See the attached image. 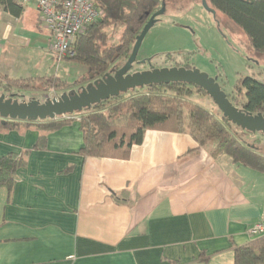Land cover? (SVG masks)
Wrapping results in <instances>:
<instances>
[{
    "label": "crops",
    "instance_id": "obj_1",
    "mask_svg": "<svg viewBox=\"0 0 264 264\" xmlns=\"http://www.w3.org/2000/svg\"><path fill=\"white\" fill-rule=\"evenodd\" d=\"M22 6L0 4V73L51 76V32L33 1ZM83 145L78 119L0 127V156L28 152L13 190L0 186V264H235V245L264 225V173L187 132L148 129L127 159Z\"/></svg>",
    "mask_w": 264,
    "mask_h": 264
},
{
    "label": "trees",
    "instance_id": "obj_2",
    "mask_svg": "<svg viewBox=\"0 0 264 264\" xmlns=\"http://www.w3.org/2000/svg\"><path fill=\"white\" fill-rule=\"evenodd\" d=\"M93 1L102 10V18L76 36L73 42L74 53L63 58L78 62L87 68L88 74L75 81L79 87L103 76L116 63L126 62L137 36L151 15L162 8V0ZM207 2L244 31L254 51L264 53V0ZM0 4L15 16H19L23 11L22 4L17 0H0ZM109 28L114 29L113 33L120 32L117 41H111V34L107 31ZM37 82L46 89L66 85L57 75L12 79L0 73V86L8 90L14 86L17 90L28 91L37 87ZM141 89L130 95L112 96L90 109L75 113L79 116L84 135V145L79 151L81 154L127 159L132 147L144 141L148 129L187 132L199 146L208 148L212 156L226 154L234 163L264 173V153L238 135L237 129H243L226 119L218 108L209 109L190 99L194 91L207 94L201 87L175 82L155 84ZM235 93V97L228 95L234 105L250 114H264L263 81L255 76L242 77ZM76 119L72 116L5 122L0 119V127L13 128L26 124L44 133L59 129ZM44 136L40 137V141L46 139ZM27 153L10 152L0 156V186L13 190L18 169L27 163ZM235 264H264V235L248 244L235 245Z\"/></svg>",
    "mask_w": 264,
    "mask_h": 264
},
{
    "label": "rangeland",
    "instance_id": "obj_3",
    "mask_svg": "<svg viewBox=\"0 0 264 264\" xmlns=\"http://www.w3.org/2000/svg\"><path fill=\"white\" fill-rule=\"evenodd\" d=\"M162 9L164 12L157 17L141 44L132 71L147 68L144 64L157 67L191 65L210 77H217L223 90L234 97L237 96L235 88L240 78L254 73H261L264 77V53L254 51L244 31L223 13L210 10L203 0H162ZM107 31L111 34V41L119 39L120 32L113 33V28ZM48 54L52 62L48 75L60 76L66 82L65 86L46 89L37 82V87L28 91L17 90L14 86L8 90L0 86V95H14L21 101H46L80 88L75 81L88 74L87 68L73 60H58L52 52ZM124 63L118 62L114 66L119 68ZM141 88L130 89L122 95H130ZM190 99L209 109L218 108L212 98L202 92L194 91ZM237 130L249 145L264 153V132Z\"/></svg>",
    "mask_w": 264,
    "mask_h": 264
},
{
    "label": "water",
    "instance_id": "obj_4",
    "mask_svg": "<svg viewBox=\"0 0 264 264\" xmlns=\"http://www.w3.org/2000/svg\"><path fill=\"white\" fill-rule=\"evenodd\" d=\"M204 5L212 11L207 0ZM164 10L161 8L154 12L141 33L137 36L132 52L127 61L118 68L114 66L103 76L84 85L63 93L60 97L48 98L46 101L37 99L18 100L14 95H0V119L6 120H45L55 119L63 115L81 112L90 109L95 104L107 100L112 96H119L130 89L152 86L155 84H168L185 82L201 87L212 98L223 116L238 127L250 132H264V114H250L246 110L234 105L228 94L219 84L217 77H210L197 67L164 66L150 69L132 71L136 63L141 44L157 17ZM142 65V64H141Z\"/></svg>",
    "mask_w": 264,
    "mask_h": 264
},
{
    "label": "built area",
    "instance_id": "obj_5",
    "mask_svg": "<svg viewBox=\"0 0 264 264\" xmlns=\"http://www.w3.org/2000/svg\"><path fill=\"white\" fill-rule=\"evenodd\" d=\"M20 4L33 1L41 15L42 22L51 32L50 49L58 60L72 55L73 42L77 35L102 18L100 10L93 0H17ZM75 117V114L61 117ZM250 233L257 238L264 235V225L255 224Z\"/></svg>",
    "mask_w": 264,
    "mask_h": 264
},
{
    "label": "flooded vegetation",
    "instance_id": "obj_6",
    "mask_svg": "<svg viewBox=\"0 0 264 264\" xmlns=\"http://www.w3.org/2000/svg\"><path fill=\"white\" fill-rule=\"evenodd\" d=\"M145 66H147V68H143V69H141V70H144V69H150V67L151 66H154V67H157V66H155L154 64H148V65H146V64H144ZM143 65V66H144ZM183 64H181V66H182ZM164 66H167V65H164ZM164 66H162V67H164ZM121 67V66H120ZM171 67V66H170ZM193 67V66H192ZM138 71V70H137Z\"/></svg>",
    "mask_w": 264,
    "mask_h": 264
}]
</instances>
